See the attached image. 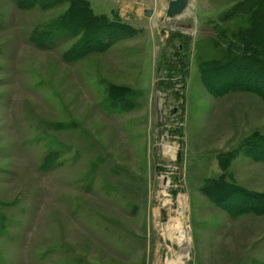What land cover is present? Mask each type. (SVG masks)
Here are the masks:
<instances>
[{
    "label": "rangeland",
    "instance_id": "374dc122",
    "mask_svg": "<svg viewBox=\"0 0 264 264\" xmlns=\"http://www.w3.org/2000/svg\"><path fill=\"white\" fill-rule=\"evenodd\" d=\"M168 2L0 0V264H164L163 192L182 264H264V0Z\"/></svg>",
    "mask_w": 264,
    "mask_h": 264
},
{
    "label": "bare ground",
    "instance_id": "6f19581e",
    "mask_svg": "<svg viewBox=\"0 0 264 264\" xmlns=\"http://www.w3.org/2000/svg\"><path fill=\"white\" fill-rule=\"evenodd\" d=\"M190 1V0H189ZM156 13V11H154ZM167 12V9H166ZM167 14V13H166ZM154 16V15H153ZM169 17L168 15H166ZM171 18V17H169ZM173 155L175 154V151L172 150ZM55 155V154H53ZM56 167V166H55ZM58 167V166H57ZM163 204L168 205V203L173 201V198L171 195L163 192ZM177 201V213L171 214L167 221L165 222L164 226L161 228L163 236L166 235L169 239H175L178 238L180 242V253L177 257H166L164 264H182L184 256L187 255V250L190 245V231L188 228H185L184 226V216L186 209H189L190 202L187 200L186 196L178 195L176 198ZM154 212L157 214L159 212L158 207L154 209ZM190 225V224H189ZM191 228V227H190ZM192 237V235H191ZM173 247L170 245L169 249H172Z\"/></svg>",
    "mask_w": 264,
    "mask_h": 264
},
{
    "label": "trees",
    "instance_id": "16d2710c",
    "mask_svg": "<svg viewBox=\"0 0 264 264\" xmlns=\"http://www.w3.org/2000/svg\"><path fill=\"white\" fill-rule=\"evenodd\" d=\"M40 0H16V2L20 3L21 5H24V6H34L35 4H37ZM46 1V0H45ZM75 8H73V11H69V15L70 17L71 16H74L76 14H79V11H80V7L78 6H74ZM82 8V7H81ZM79 10V11H74V10ZM68 18V17H67ZM66 18V19H67ZM88 25V21L85 19V20H70V19H67L66 22L61 25V28L64 29V31H67L69 34L70 33H73V34H77V35H80V38H81V42L79 43L81 46L79 47V50L84 47V45H86L87 43V47L83 48L82 50L80 51H75L76 53H79V54H83V53H86L87 51L90 50V41L92 40V38H95V37H98L99 39L101 38V35H107L106 33V30H102V29H99L97 31H91L90 28L87 26ZM87 37V38H86ZM86 38V40H85ZM103 40V38H102ZM86 41V42H85ZM99 47V45L97 46ZM95 49V48H94ZM73 52V50H69L68 52V55L69 53ZM70 56V55H69ZM70 57H73V56H70ZM251 61V60H250ZM250 63V62H249ZM255 66H253V68L255 67L256 70H259L260 69V63L259 61L257 62H253ZM259 65V66H258ZM258 67V69H257ZM264 69V68H263ZM239 70V69H238ZM240 72V70H239ZM242 72H245L246 73H250V71H246V69H242ZM245 77V76H244ZM261 147L262 146V143L259 144Z\"/></svg>",
    "mask_w": 264,
    "mask_h": 264
},
{
    "label": "water",
    "instance_id": "95a60500",
    "mask_svg": "<svg viewBox=\"0 0 264 264\" xmlns=\"http://www.w3.org/2000/svg\"><path fill=\"white\" fill-rule=\"evenodd\" d=\"M189 4V0H169L168 2V7H167V15L169 17H175L176 15L182 13L185 8L187 7V5ZM152 9H146L145 10V14L150 16L152 14ZM178 158H180V151L178 154ZM161 196L163 197L164 195L161 194ZM173 200H176L177 196L176 195H171ZM184 226L185 228H187V224L186 222H184ZM167 244L171 245L173 247L174 250H176V252H174L173 250H168L167 251V256L168 257H176L177 255V251L180 250V242L177 241H173L169 238L166 239Z\"/></svg>",
    "mask_w": 264,
    "mask_h": 264
}]
</instances>
